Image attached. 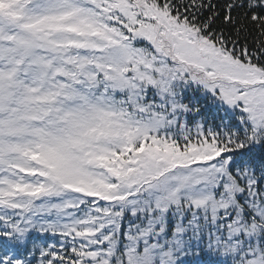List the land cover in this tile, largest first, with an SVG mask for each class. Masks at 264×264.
I'll return each instance as SVG.
<instances>
[{
	"label": "snow or ice",
	"instance_id": "1",
	"mask_svg": "<svg viewBox=\"0 0 264 264\" xmlns=\"http://www.w3.org/2000/svg\"><path fill=\"white\" fill-rule=\"evenodd\" d=\"M0 264H264V0H0Z\"/></svg>",
	"mask_w": 264,
	"mask_h": 264
}]
</instances>
